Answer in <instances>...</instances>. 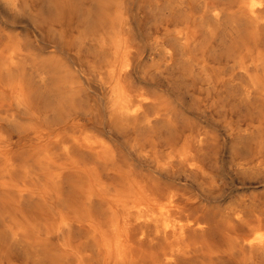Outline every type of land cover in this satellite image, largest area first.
I'll return each mask as SVG.
<instances>
[{"label": "bare ground", "instance_id": "obj_1", "mask_svg": "<svg viewBox=\"0 0 264 264\" xmlns=\"http://www.w3.org/2000/svg\"><path fill=\"white\" fill-rule=\"evenodd\" d=\"M252 188L264 0H0V264H264Z\"/></svg>", "mask_w": 264, "mask_h": 264}, {"label": "rangeland", "instance_id": "obj_2", "mask_svg": "<svg viewBox=\"0 0 264 264\" xmlns=\"http://www.w3.org/2000/svg\"><path fill=\"white\" fill-rule=\"evenodd\" d=\"M137 8V6L135 7ZM139 13V12H138ZM133 16L136 18L138 16L137 12L134 11ZM18 17H11L7 22L10 24V26L13 27L14 30L22 34L23 38L26 40L28 44L36 46V44H39L38 41H41V38L36 34V28L39 26L38 19H31L26 16H22L21 18ZM149 19L144 18V22L141 25L142 32L145 36L148 34V24ZM47 45L53 46L55 44V40L53 39V35L49 33V31L45 30V33L42 37ZM235 120L236 121H243L246 120V112L242 111V109H235ZM223 136L220 138V153L217 159V168L215 167L213 176L215 177V181L217 182L216 185H218V188L215 189L216 192H219L220 194L225 195L226 197H231L233 195L238 194V190L241 185L237 183V180L234 177H231L228 172V156H227V145L222 140ZM216 162V161H215ZM217 179V180H216ZM238 185V187L236 186ZM247 191V190H246ZM248 193H258L264 192V189L262 188H252L247 191Z\"/></svg>", "mask_w": 264, "mask_h": 264}]
</instances>
